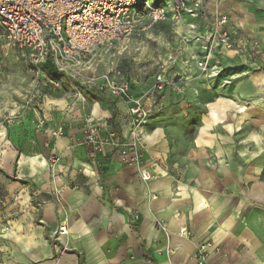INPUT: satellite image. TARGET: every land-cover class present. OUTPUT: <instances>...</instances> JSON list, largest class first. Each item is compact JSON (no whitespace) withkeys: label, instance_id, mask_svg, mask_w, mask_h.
<instances>
[{"label":"crops","instance_id":"0c3cea01","mask_svg":"<svg viewBox=\"0 0 264 264\" xmlns=\"http://www.w3.org/2000/svg\"><path fill=\"white\" fill-rule=\"evenodd\" d=\"M205 7L210 15L219 10L229 16L237 43L215 54L214 64L222 57L243 61L252 51L244 46L252 42L264 50V0H208ZM170 23L180 34L189 23L200 29L202 21L169 18L150 31L160 37ZM185 46L174 71L186 80L201 79L194 58L200 49ZM132 82L139 95V84ZM79 95L48 117L50 127L65 133L54 144L62 155L55 168L44 153L32 154L26 140L11 149L3 131L8 143L0 151V168L18 192L8 241L19 256L6 264H197L202 243L208 264H264V139L243 136V123L264 125V71L241 79L233 100L241 99L244 115L225 117L231 129L202 128L182 156H175L164 126L149 121L139 164L123 162L110 147L93 157L76 145L87 121L117 130L123 140L131 129L122 98L103 103ZM141 169L153 178L144 181Z\"/></svg>","mask_w":264,"mask_h":264},{"label":"rangeland","instance_id":"374dc122","mask_svg":"<svg viewBox=\"0 0 264 264\" xmlns=\"http://www.w3.org/2000/svg\"><path fill=\"white\" fill-rule=\"evenodd\" d=\"M188 28V31L177 34L174 32L176 26L170 23L160 37L153 31L142 36L122 37L120 41L98 49L97 54L89 59L90 69L79 75L60 72L57 79L52 78L42 64L32 66L15 49L6 50L0 61V151L5 143H8L5 142L6 132L11 149L12 145L20 148L26 140L31 145L32 154L44 153L50 167L55 168L62 155L55 151L54 144L65 133L62 128L50 127L48 117H53V112L57 110H63L73 93H80L78 99L85 97L90 101L113 102L115 97L96 96L95 93L88 92L86 87L103 73L116 67L124 70L135 81V85L139 84L136 92L142 95L153 84L155 75L162 71L170 54L177 60H183L184 53L181 55L180 52L189 47L185 46L186 44L194 43L199 47L201 41L196 39L204 35L203 21L200 29L196 25L194 33L190 23ZM179 39L182 44L177 43ZM219 51L224 50L218 48L214 56L220 53ZM261 57L264 58V50L259 51L257 48L256 51L252 50L249 56L243 57V61L238 57L225 60H222V57L221 61L218 59L219 62L214 64L213 58L212 63L218 70L215 76L205 74L199 69L198 78L202 77L201 79L186 80L181 77L182 84L179 88L167 87L169 90L163 93L162 103H155L152 107L149 121H152L153 125L164 126L169 140L177 149L175 156H182L183 149L191 147V142L202 128L231 129L228 127L231 123H227L225 117L244 115L239 111L241 99L233 100V94L242 78L244 81L245 77L264 71ZM174 67L175 65L169 72H173ZM253 100L251 102H254ZM244 101L245 99L243 107L247 106ZM251 104L255 106L254 103ZM249 117H257L256 111ZM214 120L216 122H212ZM86 124L87 122L84 129ZM254 124L255 122L249 121L243 123V136L250 132L253 136L259 135L264 139V125L261 127ZM10 184L12 185L11 181L0 168V264H6L7 260L15 262L19 256L13 241H8L11 239L8 234L12 230L10 223L18 208V192H12Z\"/></svg>","mask_w":264,"mask_h":264},{"label":"built area","instance_id":"2783aa9c","mask_svg":"<svg viewBox=\"0 0 264 264\" xmlns=\"http://www.w3.org/2000/svg\"><path fill=\"white\" fill-rule=\"evenodd\" d=\"M207 1L163 0L155 4L153 0H0V61L6 50L12 48L32 66L50 61L59 72L79 75L90 69L89 59L98 49L122 37L145 35L169 18L177 23L190 16L203 21L205 27L204 35H197L196 39L201 41L200 54L194 57L197 66L203 73L215 76L218 72L212 63L215 51L234 50L237 43L228 28L229 16L219 10L210 15L205 7ZM196 25L190 23L193 33ZM244 47L256 51L258 45L252 42ZM177 61L170 54L162 71L142 95L134 94L132 79L118 67L87 85L88 91L124 100L130 114V136L123 140L107 125L87 121L84 135L76 145L88 148L93 157L105 154L110 147L123 162L139 164L152 107L162 103L168 86L179 88L182 84L177 72H169ZM140 173L144 181L153 178L147 169H141ZM65 231L62 226L60 232ZM197 264H208L204 243L197 247Z\"/></svg>","mask_w":264,"mask_h":264},{"label":"trees","instance_id":"16d2710c","mask_svg":"<svg viewBox=\"0 0 264 264\" xmlns=\"http://www.w3.org/2000/svg\"><path fill=\"white\" fill-rule=\"evenodd\" d=\"M153 1H154L155 4H159L163 0H153ZM43 68L47 71V73H49V75L52 78H55V79L59 78L60 72L54 67V65H52V63L50 61H47L46 63H44L43 64ZM88 92H92V93L99 94V95H104V94L97 93L94 90L88 91Z\"/></svg>","mask_w":264,"mask_h":264}]
</instances>
